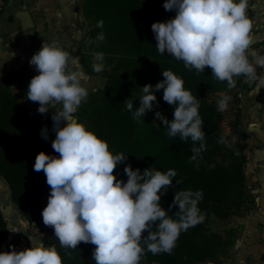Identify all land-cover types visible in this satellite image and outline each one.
I'll use <instances>...</instances> for the list:
<instances>
[{"label":"clouds","instance_id":"1","mask_svg":"<svg viewBox=\"0 0 264 264\" xmlns=\"http://www.w3.org/2000/svg\"><path fill=\"white\" fill-rule=\"evenodd\" d=\"M163 8L175 11V16L151 25L160 55L168 54L182 61L186 69H195L197 74L210 69L212 77L227 82L229 89L236 86L235 78L241 76L249 83L256 82L255 95L264 87V74L258 76L256 72V66L264 69V54L250 50L253 41L248 0H164ZM103 23L100 20L96 26L102 28ZM104 39L103 32L96 37L99 42ZM4 55L0 52V64L6 61ZM93 59V71L100 73L104 69V54L96 52ZM77 62L78 57L54 43H43L29 60L38 74L28 84L27 99L39 104L40 114L56 109L51 117L55 133L51 147L59 155L41 151L33 165L34 171H43L50 187L47 205L41 213L43 224L53 228L61 248L75 250L80 243L95 245L91 254L95 264H141L147 252L171 255L180 234L203 221L198 208L203 192H175L169 205L170 209L178 205L174 213L177 218L173 219L159 202L172 187L177 176L174 169L162 172L146 168L141 173L126 164L123 172L127 181L116 178L114 170L127 156L114 155L105 140L75 117L88 97L78 74L70 68ZM161 74L164 79L154 88L151 84L141 88L138 107L130 98L125 101L126 110L140 122L146 112L153 110L157 100L153 93L162 89L163 101L175 106L173 119L169 121L159 111L155 118L167 128L168 137H179L181 141L190 138L193 147L189 162L196 161L198 168V158L202 159L206 150L199 100L172 71ZM231 99L221 94L217 110L226 111ZM40 134L48 139L46 128ZM219 142L227 143L223 137ZM180 182L176 180L177 184ZM144 232L147 236L142 235ZM29 239L30 248L0 252V264H63L55 245L45 246L42 241Z\"/></svg>","mask_w":264,"mask_h":264},{"label":"trees","instance_id":"2","mask_svg":"<svg viewBox=\"0 0 264 264\" xmlns=\"http://www.w3.org/2000/svg\"><path fill=\"white\" fill-rule=\"evenodd\" d=\"M163 3L164 0H81L80 10L88 31L78 48L79 62L87 74H97L92 68L93 54L102 52L104 69L100 74L106 83L102 89L88 93L75 117L105 140L114 155L127 156L114 170L117 179L127 181L123 172L126 164L133 170L140 169L141 173L146 168L177 172L172 187L159 202L171 218H177L174 213L178 205L169 208L175 192H203L198 204L203 221L180 234L171 255L147 252L141 264H218L232 247L235 231L217 232L211 224L238 216L251 201L244 177L247 143L240 107L241 92L248 83L242 82V76L236 77V86L229 89L227 82L212 77L210 69L197 74L195 69H186L182 61L168 54L160 55L151 25L175 16V11H165ZM100 20L104 22L102 28L96 26ZM101 32L104 41H96ZM88 40L94 43L89 44ZM165 70L182 78L185 89L199 100L206 150L201 154L202 159L198 158V168L196 161L189 162L193 147L190 138L181 141L179 137H168L167 128L155 118V112L159 111L169 121L173 119L175 106L163 101L162 89L153 93L157 98L153 110L146 112L140 122L126 110L125 101L130 98L134 107H138L141 88L146 84L154 88L164 79L161 73ZM37 74L32 69L20 74L10 73L0 80V177L6 182L10 199L20 216L39 230L45 246L55 245L63 264H95L91 258L95 245L80 243L75 250L61 248L53 228L42 221L41 213L47 205L50 187L43 171H34L33 165L41 151L51 156L59 155L51 147L55 138L53 112L40 114L38 103L29 100L28 106L22 107L18 102L19 96L27 97L25 88H18V84L22 82L28 86ZM14 87L19 89L17 95ZM221 94L232 97L223 112L217 110ZM224 123L227 132L222 127ZM45 128L47 140L40 134ZM222 137L227 143L219 142ZM176 180L181 182L177 184ZM8 232L7 220L0 210V245Z\"/></svg>","mask_w":264,"mask_h":264},{"label":"crops","instance_id":"3","mask_svg":"<svg viewBox=\"0 0 264 264\" xmlns=\"http://www.w3.org/2000/svg\"><path fill=\"white\" fill-rule=\"evenodd\" d=\"M248 1L252 23L250 35L253 41L250 50L264 54V0ZM80 5L81 0H17L15 5H8L0 14V52L5 53L3 60H6L0 64V80L10 72L20 74L32 70L29 61L28 67L21 70H17V63L24 59L30 60L43 43H54L72 56L78 57V62L71 64L70 68L78 74L81 85L88 93L102 89L105 83L103 78L87 74L79 62L78 48L87 31ZM18 11L31 14L36 35L27 41L18 39L12 44L9 35L19 28L20 22L10 18ZM10 53L14 55L10 57ZM256 72L259 76L264 74V69L256 66ZM20 83L18 88L24 87L26 94L28 86ZM246 83L248 85L241 94L240 107L247 143L244 177L251 193V201L245 204L238 216L230 217L226 221H213L219 226V230L214 229L217 232L227 229L235 231L233 245L226 259L227 264H264V87L255 95L256 82ZM18 88H13L15 95L19 93ZM18 102L22 107H27L29 100L26 96H19ZM55 110L49 109L48 113ZM1 201L9 202L4 203L1 211L8 228H12L9 218L22 220V217L10 199L6 182L0 177ZM15 226L19 228V225Z\"/></svg>","mask_w":264,"mask_h":264},{"label":"rangeland","instance_id":"4","mask_svg":"<svg viewBox=\"0 0 264 264\" xmlns=\"http://www.w3.org/2000/svg\"><path fill=\"white\" fill-rule=\"evenodd\" d=\"M87 31H88V26H87ZM87 31H86V33H87ZM83 41H84V39L80 42V45L82 44ZM100 73L90 74V75H99L100 77H102ZM102 78H103L104 82L106 83L105 78L104 77H102ZM105 83H104L103 87L105 86ZM242 92H241V94H242ZM222 127L227 132V128H226L225 123L222 125ZM4 203H9V202L8 201L7 202L1 201L0 202V210L4 209ZM9 219L12 222V224H11L12 228H17V226H15V225H19L18 229H21V231L12 232L9 230L6 240L0 245V252L11 251V250H13V248L16 251H22L24 249L32 247V243H31L29 237L35 239L38 242L41 241V234L38 231V229L32 225H29L23 218H21L22 220H18L17 218L16 219L9 218ZM211 227H212V229L219 230L218 229L219 226L217 225V222H216V224H215V222H213L211 224ZM229 251H228V254H229ZM228 254L224 258H221L219 260L218 264H227L226 259L228 257ZM209 264H212V263H209Z\"/></svg>","mask_w":264,"mask_h":264},{"label":"water","instance_id":"5","mask_svg":"<svg viewBox=\"0 0 264 264\" xmlns=\"http://www.w3.org/2000/svg\"><path fill=\"white\" fill-rule=\"evenodd\" d=\"M20 22L18 29L10 33L11 43L14 44L18 39L28 40L31 36H35V26L32 16L27 11H18L10 18ZM34 226V224H32Z\"/></svg>","mask_w":264,"mask_h":264},{"label":"built area","instance_id":"6","mask_svg":"<svg viewBox=\"0 0 264 264\" xmlns=\"http://www.w3.org/2000/svg\"><path fill=\"white\" fill-rule=\"evenodd\" d=\"M16 2H17V0H0V14L3 13V11L6 9V7L8 5H15ZM247 16L250 19V3H249V1H248ZM28 61L29 60L24 59V60L18 62L17 63V70L26 69L28 67ZM31 69H35V66L31 65ZM17 70H15V71H17ZM242 82L246 83L247 80H245V78H242Z\"/></svg>","mask_w":264,"mask_h":264}]
</instances>
